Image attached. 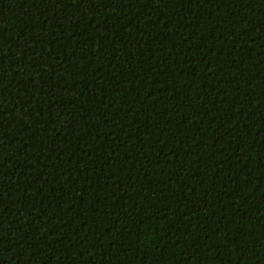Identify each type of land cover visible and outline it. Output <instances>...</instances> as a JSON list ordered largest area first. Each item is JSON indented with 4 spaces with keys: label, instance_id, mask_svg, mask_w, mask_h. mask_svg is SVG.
I'll list each match as a JSON object with an SVG mask.
<instances>
[{
    "label": "trees",
    "instance_id": "trees-1",
    "mask_svg": "<svg viewBox=\"0 0 264 264\" xmlns=\"http://www.w3.org/2000/svg\"><path fill=\"white\" fill-rule=\"evenodd\" d=\"M0 264H264V0H0Z\"/></svg>",
    "mask_w": 264,
    "mask_h": 264
}]
</instances>
